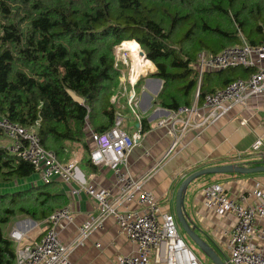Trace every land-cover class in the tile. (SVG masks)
Returning <instances> with one entry per match:
<instances>
[{
    "label": "trees",
    "instance_id": "1",
    "mask_svg": "<svg viewBox=\"0 0 264 264\" xmlns=\"http://www.w3.org/2000/svg\"><path fill=\"white\" fill-rule=\"evenodd\" d=\"M122 42L140 45L156 66L152 75L164 81L161 103L177 110L190 106L198 80L192 64L199 52L264 42V0H0V116L26 127L38 124L42 146L57 157L68 142L88 148L87 122L100 132L115 123L118 110L111 98L121 88L115 48ZM254 69L205 72L200 102ZM147 129L143 121L142 131ZM36 171L31 162L0 147V184ZM52 182L34 186L37 193L29 191L33 195L26 202L21 195L26 192L0 191V264L16 258L2 225L18 209L42 212L52 197L47 189Z\"/></svg>",
    "mask_w": 264,
    "mask_h": 264
},
{
    "label": "crops",
    "instance_id": "2",
    "mask_svg": "<svg viewBox=\"0 0 264 264\" xmlns=\"http://www.w3.org/2000/svg\"><path fill=\"white\" fill-rule=\"evenodd\" d=\"M131 51H134V49ZM138 54H140L139 51ZM135 58L137 57H134V67L138 73L135 74L134 86L129 83L130 85H127L125 89L131 88V91H134L138 102L137 111L142 117L141 125L145 121V126L147 125L148 129L143 132L144 136L140 145L136 146L128 154L125 169L133 178L144 179L143 189L154 194L164 212H171L176 216V191L185 177L192 172L207 166L226 163L251 164L255 161L264 160L263 98H252L248 101L247 106L244 107L236 105L214 123L206 127H199L198 123L201 121L202 115L206 113V109L203 108V104L197 94L198 90L201 89V85L198 87L199 82L197 80V86L191 92L192 98L189 105L197 104L200 115L191 118L192 126L183 130V123L177 122L173 129L172 123L169 121L165 125H159L161 120H168L171 112L170 109L161 103L160 99L164 81L152 75L156 67L150 61L145 62L143 65L140 59L141 68H137ZM194 63L192 64L193 67ZM146 67L151 68L147 73L142 72ZM202 82L203 79L201 84ZM214 82L213 84L218 85V78H214ZM125 85H121V88L123 89ZM131 91L128 94L127 92H122L119 101L113 99L114 96L119 94L118 91L111 98L118 110L116 117L118 115L121 116L120 111H125L124 113L127 114L128 112V115L134 120L132 125L124 118L125 116H121V126L129 134L136 130V125L138 124V121L135 122L134 114H132L133 112L129 105ZM30 128L39 134L38 124H34ZM91 130L96 131L89 121L86 126L87 136L84 140L88 148H85L84 142L81 141L68 142L66 150L57 157L61 163L75 162L77 166L76 178L68 182L59 177L53 178L52 183L54 184L47 188L49 191H53L52 197L46 207L42 209V212L40 211L41 208L38 207L28 211H19L18 207L21 205H17L18 211L11 217L9 222L2 225L4 236L13 242L15 257L18 243L11 237V231L14 228L21 230L24 238L23 243L39 240L46 230V219L51 215V211L65 206L70 207L74 219L71 222L61 221L58 227V234L62 244L71 245L69 252L71 264H118L116 260L118 256L136 252V244L130 241L125 233L120 230L114 216H108L102 226L94 227L82 244L73 245L79 236V228L91 216H97L99 208L98 202L86 192L75 195L71 192L72 189L79 186V182L82 181L93 184L98 189L110 191L112 198L117 197L119 194L118 183L114 173L103 165L97 166L93 164L90 159V152L94 148V142L90 138ZM1 134L3 133L1 132ZM258 140L262 144L255 149L254 144ZM174 141H177V144L172 149ZM0 147L5 146L0 145ZM204 178L208 181L202 187L195 188L191 198H189L191 207L187 204L188 194L186 195V209L193 222L199 227V229H196L197 233L218 254L217 249L225 250L227 252L224 254L226 257L228 254L226 232L232 228L235 220L234 216L230 214L219 216L205 207L202 189L212 183H221L229 195L237 198L243 192H251L259 181L255 179L254 175L234 173L214 174L204 176ZM43 184L45 182L42 180L40 172L36 171L26 178L20 177L0 184V191L2 194L9 193L11 195L14 193L16 195L21 191L26 192L27 195L21 194L25 197L24 202H26L28 195L37 193L34 186ZM191 185H189L188 190ZM29 191L33 194L29 193ZM139 208L140 205L137 199L120 205V210L122 211ZM45 210L46 212L44 213ZM179 228L181 231L182 228ZM199 232H203L208 239ZM16 263L15 258L13 264Z\"/></svg>",
    "mask_w": 264,
    "mask_h": 264
},
{
    "label": "built area",
    "instance_id": "3",
    "mask_svg": "<svg viewBox=\"0 0 264 264\" xmlns=\"http://www.w3.org/2000/svg\"><path fill=\"white\" fill-rule=\"evenodd\" d=\"M234 66L255 69L247 78H237L225 88L205 94L202 104L206 113L202 115L199 127L214 123L236 105L247 106L252 98L264 99V42L259 45L244 42L240 46H229L219 53L199 52L194 63L198 72V87L205 72ZM197 94L199 96L200 89ZM130 95L129 105L138 121L132 134L122 128L120 115L110 129L90 132L94 142L90 159L93 164L103 165L114 173L119 194L112 198L110 191L82 181L72 189L75 195L86 192L98 202L99 208L98 215L91 216L79 228V236L73 245L82 244L94 227L102 226L108 216H114L120 230L136 244L135 253L117 257L118 264H203L182 236L177 217L171 212H164L154 194L143 189L144 179L133 178L125 169L128 154L140 145L144 136L141 116L137 111L138 102L134 93ZM197 106L194 104L171 110L168 120H161L159 125L169 121L174 129L177 122H182L183 130L190 128L191 118L200 115ZM262 111L264 125V104ZM0 132L13 140L9 150L31 162L44 182H50L55 177L66 182L76 178L75 162L61 163L53 150L42 146L41 138L34 129L3 116L0 117ZM176 144L177 141H174L172 149ZM261 144L258 140L254 148H259ZM202 195L204 206L217 215L234 216V224L226 232V263L264 264V182L256 183L251 192H243L237 198L229 195L221 183L204 187ZM136 199L139 209L120 210L121 204ZM73 219L70 207L56 209L46 219L47 226L42 238L29 243H23V233L14 228L10 234L18 243L16 264H71V245L61 243L58 227L61 221L71 222Z\"/></svg>",
    "mask_w": 264,
    "mask_h": 264
},
{
    "label": "water",
    "instance_id": "4",
    "mask_svg": "<svg viewBox=\"0 0 264 264\" xmlns=\"http://www.w3.org/2000/svg\"><path fill=\"white\" fill-rule=\"evenodd\" d=\"M145 56L143 52H141ZM240 174L248 175L255 173H264V160L255 161L251 164H240V163H226L215 166H207L201 169H198L191 174H189L185 179L180 183L176 195H175V213L177 220L183 232L193 241L198 247L209 256L214 264H227L226 261L216 252V250L204 240L196 231L199 229L198 225L193 222L186 209V195L188 187L192 181L200 177L214 175V174Z\"/></svg>",
    "mask_w": 264,
    "mask_h": 264
},
{
    "label": "rangeland",
    "instance_id": "5",
    "mask_svg": "<svg viewBox=\"0 0 264 264\" xmlns=\"http://www.w3.org/2000/svg\"><path fill=\"white\" fill-rule=\"evenodd\" d=\"M129 40L130 39H126ZM124 40V41H126ZM133 43V42H132ZM132 43H128V42H122L119 45L116 46L115 48V68H117V70L120 73V83L121 85H125L123 87V89H119V94L114 96L113 99H115L116 101H119L120 99V94L122 92H127V94L131 91V88H128V90L125 89V87H127V85H133L134 79H136L135 74L138 73L135 70L134 67V58H133V51H131L132 49H136V51L140 53L141 57L140 59L142 60L143 65L145 64V62L150 61L153 65H155L151 60L147 59L146 56H143L141 54V52H143L142 48L140 47V45L136 44L137 47H133ZM144 53V52H143ZM139 55V56H140ZM145 55V54H144ZM143 58V59H142ZM137 61V58H135V62ZM153 67V66H152ZM156 67V66H155ZM151 67H146L142 72L147 73L150 70ZM156 70V68H155ZM133 76H135L133 78ZM124 79V80H123ZM123 81V82H122ZM125 83V84H124ZM130 83V84H129ZM134 93V91L132 90L130 94ZM83 101V100H81ZM115 104V103H114ZM101 106L100 103L96 105V114H99L101 112ZM125 112V111H124ZM122 112L121 116L126 118L130 123H134V120L132 119L131 116H129L128 112L127 114ZM116 120V119H115ZM87 126V123H86ZM13 140L8 137L6 134H1L0 135V145H3L7 148H10V146L13 145ZM54 151V150H53ZM55 152V151H54ZM250 175H254L255 179H257L259 182H264V173H255V174H250ZM210 176V175H209ZM208 180H206L204 177H200L198 179H195L194 181L191 182V184L193 183V185H191V188L188 190V197H187V204L190 206V202H189V198H191V195L193 194V190L196 188H200L202 187ZM190 211L192 212V209L190 208ZM181 233L184 236V239L186 240L187 244L191 247V249L195 252V254L198 256V258L202 261L203 264H214L213 260L207 256L205 254L204 251H202L198 245L193 242L181 229ZM203 237H205L206 239H208V237L203 233V232H199ZM217 251L219 252L220 256L225 259V255L227 252L225 250L221 251L219 249H217Z\"/></svg>",
    "mask_w": 264,
    "mask_h": 264
},
{
    "label": "bare ground",
    "instance_id": "6",
    "mask_svg": "<svg viewBox=\"0 0 264 264\" xmlns=\"http://www.w3.org/2000/svg\"><path fill=\"white\" fill-rule=\"evenodd\" d=\"M133 44V47H137V45H136V43L135 42H133L132 43ZM132 55L135 57H137V62H136V66H137V68H141V62H140V54H138V52L136 51V49L133 51V53H132ZM133 57V58H134ZM143 59V58H142Z\"/></svg>",
    "mask_w": 264,
    "mask_h": 264
}]
</instances>
